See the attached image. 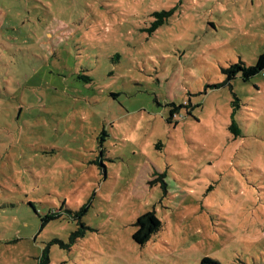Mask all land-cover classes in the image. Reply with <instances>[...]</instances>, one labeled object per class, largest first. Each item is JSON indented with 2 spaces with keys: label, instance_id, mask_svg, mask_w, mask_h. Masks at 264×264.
<instances>
[{
  "label": "rangeland",
  "instance_id": "1",
  "mask_svg": "<svg viewBox=\"0 0 264 264\" xmlns=\"http://www.w3.org/2000/svg\"><path fill=\"white\" fill-rule=\"evenodd\" d=\"M263 52L264 0H0V264H264Z\"/></svg>",
  "mask_w": 264,
  "mask_h": 264
},
{
  "label": "trees",
  "instance_id": "2",
  "mask_svg": "<svg viewBox=\"0 0 264 264\" xmlns=\"http://www.w3.org/2000/svg\"><path fill=\"white\" fill-rule=\"evenodd\" d=\"M171 13L172 12L167 11H156L154 14L159 18L153 23L152 31H156L161 25H163ZM263 70L264 52L259 55L255 65H247L240 61L239 63L231 64L228 68L223 69V72L227 75L228 80H232L238 74H241L243 79L248 81L251 77ZM175 113V110H173L172 114L174 115ZM230 129L236 132L239 131L238 125L235 121H232ZM135 225L138 226V229L134 233L133 238L138 244L143 245L151 239L153 234L157 233L162 228V221L154 212H148L141 215ZM197 264H220V262L210 256H205Z\"/></svg>",
  "mask_w": 264,
  "mask_h": 264
}]
</instances>
